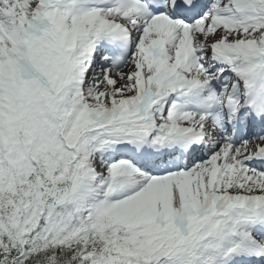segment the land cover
Masks as SVG:
<instances>
[{
  "label": "snow or ice",
  "instance_id": "snow-or-ice-1",
  "mask_svg": "<svg viewBox=\"0 0 264 264\" xmlns=\"http://www.w3.org/2000/svg\"><path fill=\"white\" fill-rule=\"evenodd\" d=\"M0 264H264V0H0Z\"/></svg>",
  "mask_w": 264,
  "mask_h": 264
},
{
  "label": "rangeland",
  "instance_id": "rangeland-1",
  "mask_svg": "<svg viewBox=\"0 0 264 264\" xmlns=\"http://www.w3.org/2000/svg\"><path fill=\"white\" fill-rule=\"evenodd\" d=\"M125 70H127V69H125Z\"/></svg>",
  "mask_w": 264,
  "mask_h": 264
}]
</instances>
